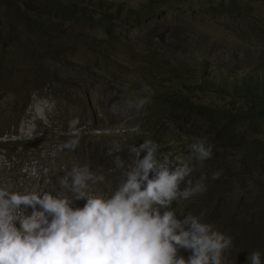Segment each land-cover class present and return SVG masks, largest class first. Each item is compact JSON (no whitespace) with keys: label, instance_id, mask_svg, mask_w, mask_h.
<instances>
[{"label":"trees","instance_id":"trees-1","mask_svg":"<svg viewBox=\"0 0 264 264\" xmlns=\"http://www.w3.org/2000/svg\"><path fill=\"white\" fill-rule=\"evenodd\" d=\"M249 4V0H220L199 12L211 18L225 14L226 17L230 15L240 19L251 9ZM182 10V5L171 0H147L137 6L107 0H0V78L3 76L5 84L16 88L26 90L28 85L37 90L40 83L58 81V73L50 71V68L59 64L76 66L83 76L116 83L122 90L128 91L132 88L130 85L136 84L137 87L133 88L139 94L141 86L148 84L152 89L150 100L159 104L143 113L147 126L142 129L140 143L147 139L157 142L162 138L163 117L183 134L202 137L211 145L212 155L219 154L227 159V164L221 169L223 178L226 173L228 175L225 182L240 183L241 180L264 178V62L245 69L212 66L205 59L184 64L176 61L174 55L180 44L178 40L170 43L169 50L159 48L158 42L151 44L149 40L144 44L132 43L133 28L140 29L151 20L161 19L163 13ZM74 26L79 30L78 39L73 38ZM182 27L169 25L164 33L157 32L158 28L153 30L158 33L159 41L166 39L169 31ZM138 40L145 39L138 37ZM140 48L142 50H138ZM10 50L19 52L22 58L11 57ZM80 53L84 59H80ZM44 60L48 61V67L42 64ZM123 75L128 78L124 79ZM205 92H215L222 100L225 97L239 100L241 105L232 101L212 105L215 102L211 100L209 108L196 103L197 95ZM86 105L85 109L90 111L93 120L96 113L89 109V103ZM67 123L68 120L64 119L58 131L48 128V139L44 131L43 136L35 135L31 139L0 140V149L5 155L0 166V187L20 193L71 195L59 185L63 168L70 167L72 163H83L97 172L96 167L80 160L88 137L78 130L69 132ZM105 135L100 131L92 136L93 143ZM76 137L82 145L74 151L62 149L67 140ZM48 140L52 149L43 158L36 156V163L41 159L44 161L43 168L35 170L33 175L27 173L17 149L26 151L32 145ZM167 150L168 147L164 146V151ZM225 150L233 151L240 160L224 154ZM96 151L99 152L98 147ZM99 153L107 155L104 149ZM165 155L162 151L156 158L161 160ZM93 157L94 154H90L84 159ZM247 158H256L260 168L250 170L246 165ZM100 173L104 174V170L99 168ZM42 176L47 182L35 184ZM194 177L193 173V181L196 180ZM255 191L248 188L241 195H251ZM24 211L30 214L33 209L29 207ZM239 224L240 220L236 222Z\"/></svg>","mask_w":264,"mask_h":264},{"label":"rangeland","instance_id":"rangeland-1","mask_svg":"<svg viewBox=\"0 0 264 264\" xmlns=\"http://www.w3.org/2000/svg\"><path fill=\"white\" fill-rule=\"evenodd\" d=\"M107 1L137 6L147 0ZM171 1L182 5L183 10L163 13L161 19L151 20L142 25L140 29L133 28L131 31L132 43L144 44L146 40H149L151 44L158 42L159 48L169 50L171 49L170 43L178 40L180 44L174 55L176 61L179 60L184 64L205 59L212 66L227 65L233 69H245L258 62H264V34H262L264 30V0H249L251 9L240 19L227 15L228 18L225 14L211 18L199 12V10H205L211 5L218 4L220 0ZM245 1L247 2V0ZM169 25L175 28H178V25H183V27L173 32L169 31L166 39L158 41L156 37L158 33L153 28H158L157 32L164 33ZM77 26L73 27L75 29L73 38L75 39H78L79 36ZM138 37L145 40H138ZM138 50H142V48ZM9 55L22 58L19 52L14 50H10ZM79 57L84 59L81 53ZM74 60L79 65V61L75 58ZM42 64L48 67L47 60H44ZM51 69L58 73V81L49 84L40 83L37 90L28 85L24 90L9 83L5 84L6 79L1 76L0 140L5 142L4 140L10 138L31 139L43 136L44 131L47 133L48 139V128L58 131L62 121L67 119L69 132L78 130L88 137L85 141L87 146L80 160H86L87 163L96 167L98 174L99 168L104 170L105 180L92 185V191L106 196L110 195L120 179L121 172L132 164L128 149L134 145L137 146L142 141V129L147 126L144 124L143 113L159 103L156 104L155 101L150 100L143 109L137 111L128 106L129 101L135 102L144 95L136 93L138 90L133 88L137 87L136 84H129L132 88L126 91L116 83L83 76L73 65L64 67L55 64L50 68V71ZM20 73L24 77V73L22 71ZM122 77L128 78L124 75ZM130 78L134 79V77ZM211 100L215 102L211 103L212 105L231 101L241 105L239 100H230L229 97L222 100L215 92H205L196 97V103L207 105L206 107L209 108ZM88 103L89 109L96 113L93 120H91L90 111L85 109L86 106L88 107L86 105ZM162 119L164 120L161 121L163 123L160 130L162 138L156 142L160 146L157 154L163 151L166 155L157 162L164 163L165 157H167L169 166L186 162L193 168L191 179H193V173L196 180L201 175L207 176L204 181L205 191L184 201L181 206L183 214L179 213L181 209H177V218L183 219L184 216L191 213L200 216L206 223L210 222L215 230L231 236L233 244L224 253V264H249L247 256L252 251L261 253L262 264H264V178L241 180L240 183L225 182L228 175L226 173L223 178L221 169L225 163L227 164V159L219 154H213L200 166L193 158L188 146L193 142H205V140L199 136L185 135L171 121L163 117ZM40 123H42V127ZM101 127L105 129L99 130L98 128ZM100 131L106 135L98 138L99 142L93 143L92 136ZM49 142L48 140L37 143L26 151L23 148L17 149L21 164L25 163L24 170L27 173L33 175L35 170L43 168L44 161L41 159L36 163V156L43 158L46 152L52 149ZM79 145H82V141H79ZM205 145L208 146L206 142ZM164 146L168 147L167 151H164ZM97 147L99 152L104 149L107 155L104 156L97 152ZM11 148H14V145H11ZM90 154H94L95 157L84 159ZM224 154L240 160L238 155L231 150H225ZM4 160L5 155L0 149V166ZM80 165L85 164L80 163ZM246 165L250 170L260 168V163L256 158H247ZM216 171L220 172V177L213 180L211 173ZM45 182L47 179L42 176L37 178L35 184ZM183 187L182 183L181 188ZM248 188L256 189V191L251 195H241ZM83 205L82 201H78L76 207H83ZM172 207L176 208L175 203ZM239 220L240 224L236 225ZM17 227H19L18 223ZM190 254L185 249L178 250V256H183L186 259Z\"/></svg>","mask_w":264,"mask_h":264},{"label":"clouds","instance_id":"clouds-1","mask_svg":"<svg viewBox=\"0 0 264 264\" xmlns=\"http://www.w3.org/2000/svg\"><path fill=\"white\" fill-rule=\"evenodd\" d=\"M140 92L144 95L128 105L137 111L152 96L148 84ZM78 146L76 137L62 149ZM159 147L151 139L130 147L132 164L107 196L91 189L105 176L77 163L63 168L59 179L60 188L71 195L0 187V264H224L231 236L200 216L177 218L184 201L205 191L207 176L193 181L188 163L169 166L167 157L158 163ZM188 148L200 166L212 156L211 145L203 141ZM219 177V171L211 173V179ZM78 201L83 207H76ZM29 207L30 215L24 211ZM181 248L191 253L187 259L178 256ZM247 260L262 264L261 253L252 251Z\"/></svg>","mask_w":264,"mask_h":264}]
</instances>
